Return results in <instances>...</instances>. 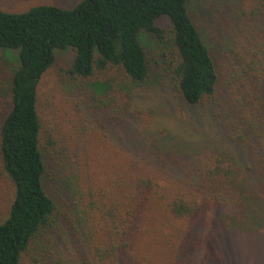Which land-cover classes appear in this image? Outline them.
I'll return each instance as SVG.
<instances>
[{
	"label": "trees",
	"instance_id": "obj_1",
	"mask_svg": "<svg viewBox=\"0 0 264 264\" xmlns=\"http://www.w3.org/2000/svg\"><path fill=\"white\" fill-rule=\"evenodd\" d=\"M191 1L78 0L72 6L0 8V52H17L8 83L0 86V179L12 190L7 214H0V264H63L60 257L68 250L79 255L64 264H220L216 253L234 245L229 234L264 230L262 48L254 50L249 79L241 83L247 94L235 103L232 95L229 112L212 116L222 125L221 138H230L229 130L236 134L229 139L230 157L209 141L165 138L158 145L136 138L134 158L114 188L86 194L59 141L48 135L40 83L59 50L73 51L66 72L74 79L119 71L127 81L144 83L151 62L143 36L165 40L179 97L211 107L220 94V72ZM252 11L264 18V0ZM162 17L169 19L168 32L157 24ZM257 23L252 26L260 33ZM109 88L103 92L112 98ZM219 242L222 250H213Z\"/></svg>",
	"mask_w": 264,
	"mask_h": 264
},
{
	"label": "rangeland",
	"instance_id": "obj_2",
	"mask_svg": "<svg viewBox=\"0 0 264 264\" xmlns=\"http://www.w3.org/2000/svg\"><path fill=\"white\" fill-rule=\"evenodd\" d=\"M77 1L0 0V8L26 9L39 3L72 6ZM258 3L260 0L190 2V11L203 29L220 72V94L211 107L192 106L179 97L174 88L175 79L167 68L170 43L165 40L143 36L151 62L150 76L144 83L127 81L130 79L119 71L74 79L66 72L73 60V51H57L54 65L40 83L42 110L48 135L59 141L69 171L79 177V190H85L87 194L90 189L97 191L100 186L113 189L118 173H122L134 158L131 140L136 138L141 144L149 140L158 145L163 144L165 138L186 140L191 144L209 141L218 152L232 156L229 139L236 134L229 130L225 137L229 135L230 138H221L224 136L222 125L215 124L212 116L218 119L219 110L222 115L228 113L232 106L230 97L234 95L232 102L235 103L237 96L248 92L247 86L241 83L246 84L249 79V62L254 58V50H264V18L256 17L252 11ZM256 21L257 26L262 27L260 33L252 26ZM157 24L170 31L167 17L158 19ZM16 55L17 52L10 50L0 52V86L8 83L17 64ZM105 80H113L112 85ZM95 84L99 90L95 89ZM107 86L112 98L103 92ZM235 90L237 92L233 94ZM101 100L106 101L108 107H99L97 103L102 105ZM218 128L220 135L216 134ZM78 194L86 197L81 192ZM11 198L10 184L1 178L0 214H7ZM236 215L239 219L242 217V214ZM259 215L262 217L264 213ZM230 223L227 220L228 228ZM244 232L229 234L234 245L226 253H216L220 264H264V230ZM216 244L213 250H222V244ZM76 255L79 253L68 250V255L60 257V261L64 264Z\"/></svg>",
	"mask_w": 264,
	"mask_h": 264
}]
</instances>
